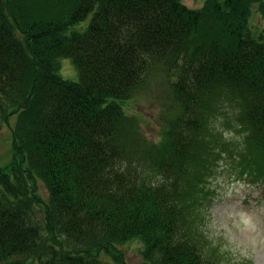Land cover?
<instances>
[{
	"label": "trees",
	"instance_id": "16d2710c",
	"mask_svg": "<svg viewBox=\"0 0 264 264\" xmlns=\"http://www.w3.org/2000/svg\"><path fill=\"white\" fill-rule=\"evenodd\" d=\"M199 1L0 0V123L17 117L0 264H129L134 242L142 264H253L224 256L206 212L219 160L264 186V0ZM156 72L173 101L158 142L125 111Z\"/></svg>",
	"mask_w": 264,
	"mask_h": 264
},
{
	"label": "rangeland",
	"instance_id": "374dc122",
	"mask_svg": "<svg viewBox=\"0 0 264 264\" xmlns=\"http://www.w3.org/2000/svg\"><path fill=\"white\" fill-rule=\"evenodd\" d=\"M190 7L200 6L199 0H184ZM89 21L83 23V29ZM77 28H80L79 26ZM77 30V29H76ZM82 30V29H80ZM77 30V31H80ZM59 74L68 81H79V72L69 58H61ZM145 91L125 106L129 115L141 123L147 139L158 142L173 108L167 79L156 72ZM0 123V169L12 161V126ZM234 136L227 135V138ZM229 140V139H228ZM210 186L214 189L213 202L206 212V230L214 244L233 262L249 260L264 264V186L249 183L238 177L233 167L219 160ZM42 194L46 197L43 189ZM129 264H142L141 245L134 242L123 247Z\"/></svg>",
	"mask_w": 264,
	"mask_h": 264
}]
</instances>
